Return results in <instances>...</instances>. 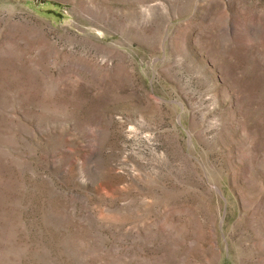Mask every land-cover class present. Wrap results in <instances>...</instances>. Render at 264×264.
I'll return each instance as SVG.
<instances>
[{
    "label": "rangeland",
    "instance_id": "1",
    "mask_svg": "<svg viewBox=\"0 0 264 264\" xmlns=\"http://www.w3.org/2000/svg\"><path fill=\"white\" fill-rule=\"evenodd\" d=\"M0 264H264V0H0Z\"/></svg>",
    "mask_w": 264,
    "mask_h": 264
}]
</instances>
